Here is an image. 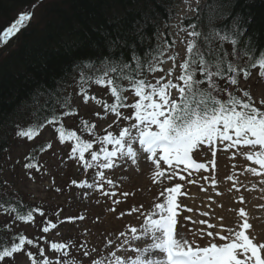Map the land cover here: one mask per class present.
<instances>
[{
    "label": "rangeland",
    "instance_id": "1",
    "mask_svg": "<svg viewBox=\"0 0 264 264\" xmlns=\"http://www.w3.org/2000/svg\"><path fill=\"white\" fill-rule=\"evenodd\" d=\"M199 1L184 0L178 4V16L165 35L169 44L161 45V54L153 62L157 70L146 80L153 86H158L157 81L160 84L169 80L181 83L178 77L186 58L187 43L192 38L188 35L191 30H185L179 21L182 17L193 16L192 10ZM32 8L29 12L33 14L37 7ZM33 16L31 19H34ZM0 46V49H4V44ZM171 56L176 57L175 61L169 59ZM169 71L172 72L171 76L167 75ZM251 73L253 75L237 85L234 92L244 99L242 93L247 90L254 99L259 100L264 96V80L258 79L256 71ZM226 87L233 92V86ZM170 91L171 99H177L178 90ZM112 97L107 84H97L96 78L83 83L80 79L76 80L69 89L72 113L66 114L61 124L40 129L31 140L15 133L7 152L9 160L5 163L6 168L2 169V184L5 190L19 199L38 204L39 211L44 215L35 217L27 225L12 221L10 217H1L4 226L8 227L12 221L15 231L33 240L37 238L43 243L45 256L50 260L62 258L61 254L50 251L52 243L75 244L76 241H79L80 247L69 249L75 264H80L78 257L81 252L92 249H98L96 259L104 261V264L115 260L110 251L123 253L131 259L138 253L130 249L141 242L129 243L132 235L130 229L137 228L139 234L149 217L156 218L152 216L157 211L155 205L165 199L160 196L161 191L179 184L181 191L176 197L177 227L183 224L184 227L179 230L195 245L203 247L208 246L209 242L225 243L219 236L228 235L230 229L238 230L242 223L241 211L246 213V218L253 225L252 236L264 242V175L256 174L264 170L247 159L253 151L250 147L230 146V141L219 139H214L211 144L198 145L190 152L195 158L197 170L193 172L178 165L175 176H171L167 163L161 162L160 169H157L152 158H147L149 154L140 151L137 152V163H132L131 159L121 160L113 168L104 169L100 166L104 162L100 148L111 150L112 146H102L101 139L108 133L118 136L124 127L136 123L135 110L130 105L139 100L126 90L122 102L117 104L116 110L120 113L117 116L112 111L116 105ZM224 97H227L226 92L220 96L222 99ZM124 116L133 119H122ZM62 130L79 132L81 137L78 134L77 137L81 144H92L91 151L84 153L83 161L79 159V151L73 155V146L69 141L63 139L61 142ZM81 144L79 146L82 148ZM38 145H42L38 157L34 161L28 160L26 154ZM92 152L98 153L97 161L91 160ZM86 163L92 166L86 167ZM26 164H31L32 168H25ZM253 168L256 172L251 171ZM157 171L163 172V177H158ZM100 173H103V179ZM81 184L94 187L82 188ZM52 224L56 227H51ZM209 224L213 227L209 228ZM46 226L49 227L48 232L43 231ZM209 231L218 235L209 237ZM121 232L126 235L121 236ZM125 248L129 249L127 253H124ZM17 264H28L27 257L19 255ZM69 264L73 262L70 260ZM83 264H88L87 258Z\"/></svg>",
    "mask_w": 264,
    "mask_h": 264
},
{
    "label": "snow or ice",
    "instance_id": "2",
    "mask_svg": "<svg viewBox=\"0 0 264 264\" xmlns=\"http://www.w3.org/2000/svg\"><path fill=\"white\" fill-rule=\"evenodd\" d=\"M222 6L221 0H210L209 5L205 6L210 10L207 17L204 16L202 10L198 9L200 18L210 21ZM232 8H235V3L232 4ZM219 14L224 15V13ZM31 15V12L20 14L14 23L0 32V44H6L12 36L26 27L31 20ZM226 19L231 24L232 33L222 31L214 26L209 27L207 32L200 30L202 25L193 23L189 26L191 31H188V35L195 39L187 43L189 58L181 67L188 71L178 77L180 84L169 80L163 84L157 81L158 86H153L143 79H129L135 95L139 97L138 102L130 105L135 110L136 123L124 127L119 131L118 136H114L112 133L103 136L100 141L101 145L108 144L112 148L111 150L100 148L104 161L100 165L102 168L111 169L116 162L128 159H131L135 164L137 163V152L140 151L149 154L147 158H152V163L157 169H160L161 162L167 163L171 168V176H175L176 166L191 163L189 153L193 149L198 145L211 144L214 139H219L230 141V146L250 147L253 151L247 156V159L264 170V96L256 100L249 91L244 90L242 93L244 99H240L234 92L228 91L226 86L222 87L214 79V77L218 78L226 85L235 87L253 75L247 68H241L233 63L227 64L226 68L222 63L218 66L215 56L212 55L211 44L214 39L221 42L230 41L235 46L242 42L237 37L246 36L243 30L245 18L242 13H228ZM247 22H250V17ZM137 38L143 40L142 35H138ZM250 41L251 38L248 37L244 43L250 44ZM205 45L208 46L207 50H205ZM126 46L131 47L126 39L119 36L108 38L105 42L108 56L99 61L103 68L100 69L101 75L96 77V83L110 86L111 94L114 97L125 90L122 87H117V83L126 75L124 70L128 69L132 62L137 65V71L142 67L140 57L135 50L132 51L128 62L119 57L114 58V53ZM245 50L250 51L251 49L249 47ZM225 55L226 53L222 50L220 52L221 61ZM93 59L97 58H82L81 65L77 66L93 69L96 67L91 63ZM169 59L175 61L176 57L171 56ZM85 60L88 61L87 64H83ZM145 62L147 63V61ZM250 67L257 69L258 79L264 80V53H261L259 60H254ZM156 70V67L149 63V71ZM225 72L228 73L227 76ZM134 75L135 73H133ZM167 75L171 76L172 72L169 71ZM105 77L110 78L105 79ZM80 79L83 83L91 77L81 73ZM163 79L162 77L161 80ZM171 89L178 90V99H171ZM225 92L228 98L221 99V94ZM112 111L120 116L115 106L112 107ZM121 118L133 119L130 116ZM57 119L56 115H52L51 119L46 122L53 123ZM153 126H155V130H153ZM35 131L34 128H26L19 130L16 135L31 140ZM61 142H63L62 133ZM135 145L139 147L134 148ZM91 147V143L83 145V148ZM77 151V148H73V155ZM98 158L97 152L91 153L92 161H97ZM79 159L84 160L83 149L79 150ZM85 166L91 167L92 165L86 163ZM199 167H203V165H199ZM25 168L31 169L32 165L26 164ZM251 171L256 172V169L253 168ZM256 174L264 175V171L256 172ZM99 175L103 179V173ZM156 175L163 177L164 173L157 171ZM80 187L92 188L94 185L81 184ZM180 191L179 184L161 191L160 196L165 199L155 205L158 211L152 214L158 218L149 217L139 234L137 228L130 229L132 235L129 243L132 241L141 242L130 249L133 253L138 254L130 259L123 253L117 254L115 251H110V255L115 257V260L110 264H264V242L252 236L253 225L246 218L244 211L240 212L242 223L239 224L238 230L230 229L228 235L219 236V239L225 243L209 242L208 246L202 247L190 241L179 230L184 225L180 224L179 228L177 227L178 204L176 197ZM109 194L115 195V193H105V195ZM34 211H38V209H30L26 214L17 212V217L22 222H32ZM40 215L43 216L44 213L40 212ZM50 226L56 227L55 224ZM208 227L212 228L213 225L209 224ZM43 231L48 232L49 227H44ZM120 235L125 236L126 234L121 232ZM207 235L215 237L218 233L209 231ZM31 247H36L37 251L34 253L30 250ZM50 247L53 254L59 253L62 258L55 261L50 260L45 256V249L40 247L37 241L26 238L22 233L14 234L9 243L0 245V264H17V257L21 254L27 257L28 264H69L70 260L75 264L73 256L69 255V249H78L79 241H76L75 244L52 243ZM128 251V248L124 249V253ZM98 255V249L84 250L79 254L78 259L80 264H83L85 258H87L88 264H104V261L96 259ZM63 257H68V259Z\"/></svg>",
    "mask_w": 264,
    "mask_h": 264
},
{
    "label": "trees",
    "instance_id": "3",
    "mask_svg": "<svg viewBox=\"0 0 264 264\" xmlns=\"http://www.w3.org/2000/svg\"><path fill=\"white\" fill-rule=\"evenodd\" d=\"M37 1L39 0H0V32H3L19 13L29 12L30 6ZM178 1L41 2L32 14L34 19L32 18L26 27L8 40L4 49H0V218L10 217L12 221L25 225L30 222L20 221L17 212L26 214L30 209H38V204L19 199L5 190L2 184L4 182L1 179L2 169L6 168L5 163L9 160L7 152L15 133L26 128H34L36 133L44 127L61 124L66 114L72 113L69 89L74 81L80 79L81 73L91 78L101 75L100 69L103 65L99 61L108 56L105 48L108 38L119 36L126 39L131 46L119 49L114 53V58L119 57L128 62L132 51L135 50L142 65L137 71V65L132 62V65L124 70L126 75L117 83V87L125 90L118 93L115 101H120L126 90L130 88L133 90L130 78L146 80L152 73L149 71V63L153 64L161 54V38L168 43L165 35L169 25L176 18ZM209 3L210 0H203L194 17L182 20L183 27L191 30L189 26L195 23L202 25L200 29L202 32H207L209 27L214 26L232 33L231 24L226 19L227 14L242 13L245 18L243 30L246 36L237 37L242 42L234 46L230 41L221 42L214 39L211 44L212 55L215 56L218 66L222 63L226 68L227 64L233 63L241 68H247L250 72H257V69L251 68L250 65L254 60H259L260 54L264 53V0H221L223 6L210 21L201 19L198 11L202 10L207 17L210 10L205 6ZM249 17L250 22H247ZM138 35H142L143 40L138 39ZM248 37L251 38L250 44L244 43ZM207 47L205 45V50ZM249 47L251 50L246 51L245 49ZM222 50L226 53L223 61L220 60ZM85 57H96L97 59L91 61L96 67L93 69L78 67ZM185 57L184 62L189 58L188 53ZM87 63L88 61H83V64ZM225 75L228 73L225 72ZM214 79L221 86H226L224 81L215 77ZM107 88L111 94L110 86L107 85ZM236 90V86L233 87V92ZM52 115H56L58 119L53 123L46 122ZM61 133L64 139H70L75 143L78 141V138L66 130L60 132V137ZM78 135L81 137L80 133ZM42 145L26 154L28 160L34 161L38 157ZM39 213V209L34 211L33 218ZM12 221L7 227L0 220V245L9 243L14 234L22 233L13 229Z\"/></svg>",
    "mask_w": 264,
    "mask_h": 264
},
{
    "label": "bare ground",
    "instance_id": "4",
    "mask_svg": "<svg viewBox=\"0 0 264 264\" xmlns=\"http://www.w3.org/2000/svg\"><path fill=\"white\" fill-rule=\"evenodd\" d=\"M158 211V210H157ZM156 218H158V217H156Z\"/></svg>",
    "mask_w": 264,
    "mask_h": 264
}]
</instances>
